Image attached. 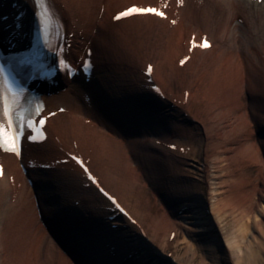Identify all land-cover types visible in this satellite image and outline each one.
Returning a JSON list of instances; mask_svg holds the SVG:
<instances>
[{
	"label": "bare ground",
	"instance_id": "obj_1",
	"mask_svg": "<svg viewBox=\"0 0 264 264\" xmlns=\"http://www.w3.org/2000/svg\"><path fill=\"white\" fill-rule=\"evenodd\" d=\"M49 1L65 37L64 62L91 73L70 77L55 65L61 69L41 94L46 139L25 144L19 156L0 150V264H50L56 256L59 264H195L197 252V263L209 264V249L220 243L257 264L264 189L254 187L255 200L243 203L241 216L232 214L235 241L220 224L231 201L222 193L221 165L212 166L210 203L196 179L198 170L206 176L208 146H223L217 160L239 157V148L254 146L253 133L264 162V2ZM134 7H156L163 15L117 19ZM35 10L33 0H0V41L21 49ZM235 36L244 49L233 45ZM204 42L210 46L200 47ZM209 72L223 93L216 102L199 99L208 94L200 76ZM237 76L250 111L232 105L239 88L230 81ZM189 134L199 137L196 145L181 141ZM141 178L162 199L161 220H148L147 202L133 200L143 203ZM242 197L251 195H238L233 208L243 205ZM146 227L165 235L166 245L179 231L190 256L183 261L161 252Z\"/></svg>",
	"mask_w": 264,
	"mask_h": 264
},
{
	"label": "rangeland",
	"instance_id": "obj_2",
	"mask_svg": "<svg viewBox=\"0 0 264 264\" xmlns=\"http://www.w3.org/2000/svg\"><path fill=\"white\" fill-rule=\"evenodd\" d=\"M207 7V6H206ZM201 8V10H199V16H201L203 14V11ZM207 9V8H205ZM221 11V9H220ZM202 13V14H201ZM221 14H223L222 12H220ZM219 13V14H220ZM212 14V12L210 13ZM182 15V14H181ZM218 18V16H217ZM219 19V18H218ZM243 21V19L241 20ZM243 39L240 36H235L234 41H233V45H237L240 50H242V48L244 49V43H243ZM259 52V51H258ZM257 53L255 55V57L257 58ZM264 57V52L261 53V58ZM260 70V66L258 67ZM221 72V71H220ZM224 71L222 70L221 75H223ZM204 76V82L203 85L205 87V92L207 95H204L201 99L202 102H207V97L212 98V102L213 101H217V97H219V95H222L223 93H221V87L219 86V81H216L213 77V73L209 72L206 74H201V78ZM198 81H200V79H198ZM197 81V82H198ZM232 82L235 87H238L239 90L237 92V94H235L234 98H232V105H236L238 107V105H241V107L243 108L244 106L249 109H251V102L250 99L248 97V95L243 91V84H242V80L241 78H239L237 76V78L233 79L230 81ZM219 87V88H218ZM208 91V92H207ZM219 93H216V92ZM215 95V96H214ZM192 101V100H191ZM193 104H195L193 102ZM210 104L211 101H210ZM249 117V116H248ZM193 130V129H192ZM190 131V129H189ZM209 134H214L213 132L209 131ZM228 134V133H227ZM226 135V134H225ZM229 135V134H228ZM212 136V135H211ZM224 136V135H223ZM227 136V135H226ZM224 136V137H226ZM199 137L197 135H186V137H182V142L186 143H193L194 145H196V143L199 142ZM252 138L254 139V146H251L249 148V146H246V148H239V153L241 154L239 157H237L236 155L233 156V154H229V156H233L230 157V159H226V160H217L215 159V156L218 151H223V146H220L219 143H213L212 145L207 147V160H206V176L205 171H197V176L198 179H196L197 184L199 185L200 191L204 193L205 197V202L206 203H210L209 200V195H210V191L212 189V185H213V178H212V170L214 169V167H212L214 164H220L221 165V173L223 178H226L227 180V188H225V190L222 192L224 195H227L228 197L231 196V201H229L228 206H224V208L222 209V212H220L221 216L219 218L222 219V222L219 223L221 224L222 232L223 234L227 237V239L230 240H237L236 239V231L233 230V216L232 214H236V216H241V212H242V206H246L244 204H246L249 199L251 198V200H255L254 198L256 197L254 192V187H256V191L258 193L262 192V189H264V162L260 160L261 158V152L259 151L257 144L259 143V135L257 133H253L252 134ZM246 140V139H244ZM230 143L225 144L224 147H229ZM257 147V148H256ZM194 157V155H193ZM202 159V158H201ZM202 162L204 163L203 159ZM226 166H229V168H226ZM224 167V168H223ZM213 168V169H212ZM145 178H141L140 182L136 184V186L139 189V193H140V199L142 198L143 203H141L139 200H137L136 196L134 197V201L138 202V205L143 206V204H145L147 202V205L143 206L144 208H146V210H148L147 214H148V220L150 219H154V220H161L162 218V214L165 211V206L163 205L162 199L155 195L153 188H152V184L151 183H147V185H145V183L143 184ZM194 180V179H193ZM214 186V185H213ZM247 192V194L251 195V197H242V201L241 203L243 205H238L237 207L233 208V204L236 201V197H238V195H242V193ZM136 195V194H135ZM216 195V194H215ZM132 200V201H133ZM147 200V201H146ZM214 200V199H213ZM136 202V203H137ZM149 202V203H148ZM255 204V203H253ZM255 208V207H254ZM145 210V209H144ZM256 210V209H255ZM243 213V212H242ZM225 215V217L223 216ZM149 222V221H148ZM15 225H17V222H14ZM146 234H148V236L150 237V239L152 241H154V246L161 250V252L167 251L168 252H172L171 255H169V257L171 256H175L178 255L180 260L186 261V258L189 257L190 255L186 256L184 255L185 250L187 249L186 244L183 240V234H181L179 231H177V234L174 236V239H172L171 244H167L165 243L166 240V236L162 235V233H154L153 229L151 227H146L145 228ZM148 231V232H147ZM28 232V231H27ZM31 233V231H30ZM25 235L26 237H23L27 242H29V234ZM14 234V233H13ZM13 236V235H12ZM244 236V235H242ZM32 240L34 239L33 237L31 238ZM31 240V241H32ZM34 241V240H33ZM242 245H245V243L243 242ZM219 249L217 248H210L209 252H210V256H208V263L209 264H249V262L247 260H245L243 255V251L240 253V258L237 259L235 258L234 254H231V251L226 250L225 245L223 246L221 243L219 245ZM246 246V245H245ZM242 247V246H241ZM22 248V246H21ZM20 248V249H21ZM22 256L24 257V254L20 253ZM22 257H19L20 259ZM58 256H56V259L53 258V260L49 261L52 262L50 264H59L58 263ZM242 257V258H241ZM172 258V257H171ZM55 260V261H54ZM195 260V261H194ZM194 262L195 264H198V260H200V254H197L194 256ZM257 260V264H264V250H261L258 257L256 258Z\"/></svg>",
	"mask_w": 264,
	"mask_h": 264
},
{
	"label": "snow or ice",
	"instance_id": "obj_3",
	"mask_svg": "<svg viewBox=\"0 0 264 264\" xmlns=\"http://www.w3.org/2000/svg\"><path fill=\"white\" fill-rule=\"evenodd\" d=\"M133 13H155L156 15H159V16L163 15V13L157 12L156 9H154V8H135L134 7V8H129L127 11H124V12L120 13V16H118L117 19H119L122 16H128V15L133 14ZM209 46L210 45L207 42H204V43L200 44V47H202V48H206V47H209ZM60 63H65V62L61 61ZM181 63H183V61ZM0 74H2V70H0ZM3 115L5 117L8 116L7 109L4 110ZM39 123L41 125H43L45 123V121L43 119H41L39 121ZM10 127H11V124H9V128ZM0 143H3V144H8L9 143V141L7 140V132L2 126H0ZM8 150L18 153L19 147H18V144L16 143V138L15 137L13 138V140L11 142V147Z\"/></svg>",
	"mask_w": 264,
	"mask_h": 264
}]
</instances>
